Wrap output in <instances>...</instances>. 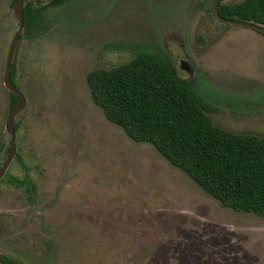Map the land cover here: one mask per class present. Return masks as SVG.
Wrapping results in <instances>:
<instances>
[{
	"label": "rangeland",
	"instance_id": "374dc122",
	"mask_svg": "<svg viewBox=\"0 0 264 264\" xmlns=\"http://www.w3.org/2000/svg\"><path fill=\"white\" fill-rule=\"evenodd\" d=\"M13 3L0 0V167ZM31 3L42 13L21 34L12 80L26 99L16 153L35 189L0 182V254L27 264H264V216L223 206L153 145L129 138L86 82L140 48L163 51L216 110L214 125L264 136V35L219 21L212 0ZM7 169L24 176L15 158Z\"/></svg>",
	"mask_w": 264,
	"mask_h": 264
},
{
	"label": "trees",
	"instance_id": "16d2710c",
	"mask_svg": "<svg viewBox=\"0 0 264 264\" xmlns=\"http://www.w3.org/2000/svg\"><path fill=\"white\" fill-rule=\"evenodd\" d=\"M218 10L224 18L264 25V0H218ZM22 13L28 33L37 26L40 9L25 6ZM13 69L14 62L11 79ZM86 82L93 103L129 138L153 145L223 206L264 216V136L214 125L211 106L196 94L194 81L178 75L167 54L140 48L118 65L89 71ZM10 94L12 108L17 96ZM14 127L18 131L17 123ZM14 158L24 176L7 169L0 182L34 190L28 166L19 153ZM0 264L27 263L0 254Z\"/></svg>",
	"mask_w": 264,
	"mask_h": 264
},
{
	"label": "water",
	"instance_id": "95a60500",
	"mask_svg": "<svg viewBox=\"0 0 264 264\" xmlns=\"http://www.w3.org/2000/svg\"><path fill=\"white\" fill-rule=\"evenodd\" d=\"M23 1L24 0H16L13 5V14L16 16L18 20V27L9 45V49H8L6 61H5V67H4L3 85L10 93L17 96V101L15 105L11 108V110L9 111L8 115L6 116L5 130L10 135V143H9V152H8L7 158L3 162L0 168V179L5 173V171L7 170V167L9 166L13 157L16 154V131L14 127L15 115L18 112L22 111L26 105L25 96L23 95V93L19 90V88L14 84V82L11 79V70H12L15 51H16L18 42L20 40L21 34L23 33V30H24V17L22 13ZM212 12L219 21L247 27L255 31L264 33V25L222 17L218 10V0H213ZM182 68L187 69V64L185 62L182 63Z\"/></svg>",
	"mask_w": 264,
	"mask_h": 264
},
{
	"label": "flooded vegetation",
	"instance_id": "af4514ba",
	"mask_svg": "<svg viewBox=\"0 0 264 264\" xmlns=\"http://www.w3.org/2000/svg\"><path fill=\"white\" fill-rule=\"evenodd\" d=\"M15 1L16 0H14V3H15ZM31 1H33V0H24L23 1V8L25 7V6H29L30 8H32V9H40V13H39V16L37 17L38 18V20H39V18H40V16H41V13H42V8H43V6H33V4L31 3ZM36 2H40V1H42V0H35ZM47 1V4L48 5H60V4H62V3H64L66 0H62L60 3H56V4H52V3H50L52 0H50V1H48V0H46ZM14 3H13V5H14ZM213 3V2H212ZM23 8H22V10H23ZM12 10H13V7H12ZM24 17V16H23ZM37 27V26H36ZM24 29H25V22H24ZM23 32H24V30H23ZM261 33V32H260ZM261 34H263L264 35V33H261ZM21 38V37H20ZM181 65V64H180ZM192 81H194V80H192ZM212 108V107H211ZM213 110H215L214 108H212L211 109V111H213ZM216 111V110H215ZM15 157V156H14ZM13 157V158H14ZM2 166V165H1ZM1 168V167H0ZM8 168V167H7ZM7 171V170H6ZM4 175V174H3Z\"/></svg>",
	"mask_w": 264,
	"mask_h": 264
}]
</instances>
